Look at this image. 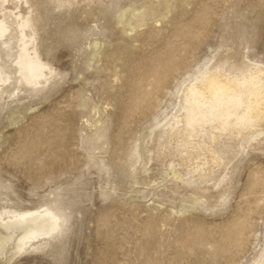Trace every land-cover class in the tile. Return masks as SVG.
<instances>
[{"label":"rangeland","instance_id":"obj_1","mask_svg":"<svg viewBox=\"0 0 264 264\" xmlns=\"http://www.w3.org/2000/svg\"><path fill=\"white\" fill-rule=\"evenodd\" d=\"M3 15L0 215L57 226L0 264H264V114L219 132L184 103L211 72L264 81V0H0Z\"/></svg>","mask_w":264,"mask_h":264},{"label":"bare ground","instance_id":"obj_2","mask_svg":"<svg viewBox=\"0 0 264 264\" xmlns=\"http://www.w3.org/2000/svg\"><path fill=\"white\" fill-rule=\"evenodd\" d=\"M9 18H11L10 15H3L2 20H0V41L8 52L12 41L10 26L7 21ZM14 19L19 20L17 26L22 38L19 40L21 53L18 56L16 66L23 82L26 85L36 86L41 83L43 66L38 60L36 52L30 47V37L28 38L24 33V28L28 27L30 23L24 21L20 14H14ZM256 71L261 73L258 69ZM257 72L250 74L249 80L244 79L246 81L241 83L235 79L236 77L233 78L218 71L202 76L190 86L184 99L185 105H188L187 109L190 106L192 109L191 111L187 110L189 113L187 119L192 120L195 115L204 117L207 114L209 116L203 119L207 124L215 123V128L219 132L230 130L238 132L243 127V121L251 124L261 120L264 114V104L261 102L264 81L259 80ZM5 81L6 78H0V84L5 83ZM183 108L186 110V106ZM240 109H243L245 114L239 115ZM205 110H207L206 113L202 114L201 111ZM6 215H8L6 219L0 215V226L10 233L0 244L1 256L5 246L13 244L14 255H17L28 247H32L31 242L49 238L51 231L57 226V218L49 210L21 214L7 213Z\"/></svg>","mask_w":264,"mask_h":264}]
</instances>
